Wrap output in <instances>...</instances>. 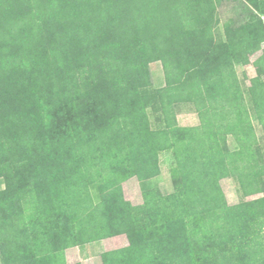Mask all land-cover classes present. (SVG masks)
<instances>
[{
  "label": "trees",
  "instance_id": "16d2710c",
  "mask_svg": "<svg viewBox=\"0 0 264 264\" xmlns=\"http://www.w3.org/2000/svg\"><path fill=\"white\" fill-rule=\"evenodd\" d=\"M255 122L264 135V0H0V264H69L120 234L103 264H264ZM165 150L168 194L152 183ZM225 177L262 196L229 204Z\"/></svg>",
  "mask_w": 264,
  "mask_h": 264
},
{
  "label": "rangeland",
  "instance_id": "374dc122",
  "mask_svg": "<svg viewBox=\"0 0 264 264\" xmlns=\"http://www.w3.org/2000/svg\"><path fill=\"white\" fill-rule=\"evenodd\" d=\"M230 10L231 9L226 6L225 8H220L222 19H225L228 16ZM260 54H261V51L257 52L251 57V60L254 61ZM151 70H152V75H153L155 86L157 87L163 86L165 84V75H164V70H163V66L161 62L157 61V62L152 63ZM237 70H238V74L240 78L244 81L246 86L250 85L251 78L257 75V70L255 68V65L252 63L248 65L239 64L237 66ZM150 116H151L153 126L157 127L155 114L151 110H150ZM177 118H178V122L182 126H190V125L199 124V117L197 113L194 111L193 107L189 104H182L178 107ZM254 124L256 125L255 127H256L257 135L259 137V141L261 145L264 147V135H263L262 127L259 126L257 122H255ZM229 145L231 149H236L238 147V144L236 143V141L234 140L232 136L229 137ZM173 163H174V156L171 150H165L161 152L160 154L161 174L157 176L156 178H154L152 183L154 185H158L161 188L162 192L165 194H168L174 190L172 179H171V174H170V170H171ZM221 184H222V187L224 189V192H225V195L227 197L229 204H236V203H239L241 200H243L244 196L242 195L239 189L238 182L234 178L225 177L221 180ZM4 187H5L4 179L0 178V189ZM123 188H124V193H125L126 198L130 200L133 204H137L138 202L143 203L142 189H141L140 182L137 177H132L128 179L127 181H125L123 183ZM260 196H262L261 193L251 195L248 197H244V199H253V198L260 197ZM128 243L129 241L127 240V238L124 237L123 240H118L117 243L113 245V247L111 244H108L107 242H105L104 244H106V247L108 248L112 247L113 249H118V248L127 246ZM97 246L98 248L100 247L99 245ZM115 246H118V247L114 248ZM112 248L109 250H113ZM97 251H96V254L100 253V252L97 253ZM92 253H95V252H92ZM66 259L69 264L77 263V261L75 262L76 259L73 256L68 257L66 254ZM102 263L103 262L101 261L100 264Z\"/></svg>",
  "mask_w": 264,
  "mask_h": 264
},
{
  "label": "crops",
  "instance_id": "0c3cea01",
  "mask_svg": "<svg viewBox=\"0 0 264 264\" xmlns=\"http://www.w3.org/2000/svg\"><path fill=\"white\" fill-rule=\"evenodd\" d=\"M138 203L140 204L141 202H138ZM124 237L127 238L125 234H120V235L108 237V238L94 241V242L72 246L66 250L67 251L66 254L68 257L73 256L76 259L75 262L77 261L82 264H100L102 261L101 254L104 251H108L109 249H111L113 245L117 243L118 240H123ZM105 242H107L108 244H111L112 247L111 248L106 247V244H104ZM97 245H99L100 247L98 248ZM116 247L118 246H115L114 248ZM96 251L97 253L98 252L100 253L96 254ZM92 252H95V253H92Z\"/></svg>",
  "mask_w": 264,
  "mask_h": 264
}]
</instances>
